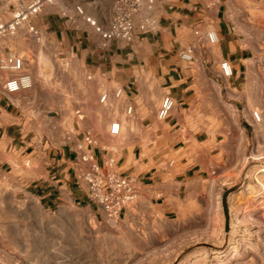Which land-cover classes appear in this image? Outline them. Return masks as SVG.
Wrapping results in <instances>:
<instances>
[{
  "label": "crops",
  "instance_id": "0c3cea01",
  "mask_svg": "<svg viewBox=\"0 0 264 264\" xmlns=\"http://www.w3.org/2000/svg\"><path fill=\"white\" fill-rule=\"evenodd\" d=\"M116 2L54 0L36 16V25L32 21L31 25L40 35L38 42L43 34L50 40L56 61L84 69L102 93L123 89L124 103L132 105L134 112L126 119L125 104H120L119 117L126 121L121 135H109V116L101 122L99 132L93 117L88 118L81 109L65 108L53 114L36 98L26 96L24 92L35 85L33 76L31 89L6 94L4 83L9 75L5 73L6 78L0 73V185L8 187L9 193L36 199L47 210L72 203L105 216L88 197L82 174L89 164L81 160L82 147L97 164L113 160L120 174L134 180L137 197L122 210L119 220L126 219L130 206L136 204L147 207L161 222L178 226L167 233L173 245L184 238L181 228L195 221L199 239L223 241L221 197L226 188L237 184L236 177L245 174L248 155L244 152L251 129L255 155L264 160V0H154L152 8L136 20L139 23L150 17L155 20L154 29L137 32L130 43L119 39L105 42L87 18L108 29ZM210 30L218 33V44L198 42L195 32ZM190 46L194 47V60L186 62L180 55ZM7 49L8 54L20 56ZM225 60L233 66L231 78L221 75ZM210 82L217 87L216 93L220 89L221 102L226 98L239 113L240 124L231 133L199 130L189 117L192 109L205 103V85ZM166 95L174 100V109L169 118L159 121L157 111ZM255 111L261 113V122L254 120ZM257 171L264 173L263 169ZM252 172L255 170L248 169L245 176ZM241 188L247 201L251 189L246 182ZM231 201L229 196V209ZM245 212L237 220L247 218ZM241 243L248 244H233L226 258L216 255L223 251L211 248L189 260L193 264H239L236 258L240 255L262 257L252 245L245 249ZM234 247L238 255L230 259ZM250 260L243 264H253Z\"/></svg>",
  "mask_w": 264,
  "mask_h": 264
},
{
  "label": "rangeland",
  "instance_id": "374dc122",
  "mask_svg": "<svg viewBox=\"0 0 264 264\" xmlns=\"http://www.w3.org/2000/svg\"><path fill=\"white\" fill-rule=\"evenodd\" d=\"M12 4L14 0H0V21L10 19ZM32 22L36 25L37 17ZM5 47L23 56L35 80L33 89L24 92L26 96L36 98L53 114L65 108L81 109L88 118L93 117L95 130L101 131V122L110 117V111L101 106L99 99L102 92L84 69L70 62L56 61L51 54L50 40L43 34L38 42L25 28L15 36L0 39V55L9 53L4 50ZM44 57L51 64L43 65ZM0 73L5 75L1 70ZM218 84L222 87V93L226 94L222 84ZM205 86L206 101L189 112L191 121L199 130L224 135L231 133L232 128L240 124L239 113L228 104L226 98V102H221L218 98L220 89H217L219 94L216 93L217 87L212 82ZM123 124H126L125 120ZM254 135V130H249L250 144L244 152L248 155V161L243 170L246 175L248 169H254L252 173L255 175L249 173L243 180L239 175L235 180L237 184L241 182V187L246 182L251 190L246 195L247 201L243 200L245 195L242 192L245 189L241 187L230 194L231 227L229 232L225 231L223 215L220 234L226 237L225 240L209 242L199 239V227L195 221L190 227L181 228L184 238L173 245L167 233L175 232L178 226L156 219L145 206L139 208L133 204L126 219L113 223L100 212L72 203L47 210L36 199L9 193L8 187L1 183L0 264H193L189 259L198 257L203 249L221 250L223 252L216 255L226 258V251L239 242H248L245 244L248 247L252 245L263 257L259 254L240 255L235 257L239 264L249 259L253 264L259 261L264 264V207L258 204L260 199H264V173L256 172L257 169L264 170V160H259L260 157L255 155ZM259 184L261 190L255 192L254 188ZM242 211L250 216L237 220ZM195 212L198 213V210Z\"/></svg>",
  "mask_w": 264,
  "mask_h": 264
},
{
  "label": "built area",
  "instance_id": "2783aa9c",
  "mask_svg": "<svg viewBox=\"0 0 264 264\" xmlns=\"http://www.w3.org/2000/svg\"><path fill=\"white\" fill-rule=\"evenodd\" d=\"M53 3V0H14L11 17L7 21H0V39L14 36L20 29L26 28L37 40L40 35L37 29L31 25V21L43 9ZM154 0H117L115 10L108 29H102L91 18H87L90 26L94 27L101 38L105 41L114 39L125 42H133L137 32H145L154 29L155 20L150 17L143 18L139 23L137 17L144 11L150 10ZM80 14H83L81 8H77ZM198 42L205 40L211 45L219 42V36L216 31L210 30L204 34L195 32ZM194 47L190 46L181 53V58L186 62L194 60ZM264 51V45H263ZM0 70L8 74L4 83V91L8 95H13L32 88L33 79L29 73L25 59L16 54L0 55ZM221 75L224 78L233 76L232 64L225 60L220 65ZM124 91L121 87L115 88L111 93L103 92L100 95L99 102L103 107L110 111L111 122L109 125V135L117 137L121 135L124 124L117 112H120V104L124 103ZM125 104V103H124ZM174 109V100L166 95L163 97L157 111V119L164 121L171 115ZM133 106L124 105V115L126 119L133 116ZM79 113V112H78ZM80 119L83 115L79 116ZM256 122H261V113L253 112ZM87 142L92 140L87 137ZM81 160L89 164V169L82 174L88 189V197L104 212L106 218L110 221H118L123 209L131 205L137 197V189L132 178L120 174L113 160H108L103 166L94 161L92 153L79 147Z\"/></svg>",
  "mask_w": 264,
  "mask_h": 264
},
{
  "label": "water",
  "instance_id": "95a60500",
  "mask_svg": "<svg viewBox=\"0 0 264 264\" xmlns=\"http://www.w3.org/2000/svg\"><path fill=\"white\" fill-rule=\"evenodd\" d=\"M245 178V174H242L241 179ZM241 187V182L236 185H233L229 188H226L221 197V206L224 215V229L226 232L230 230V211H229V196L235 191H238Z\"/></svg>",
  "mask_w": 264,
  "mask_h": 264
},
{
  "label": "bare ground",
  "instance_id": "6f19581e",
  "mask_svg": "<svg viewBox=\"0 0 264 264\" xmlns=\"http://www.w3.org/2000/svg\"><path fill=\"white\" fill-rule=\"evenodd\" d=\"M42 64L43 65H45V66H47V65H49V64H51L50 63V61L47 59V58H43L42 59ZM43 67V66H42ZM43 69V68H42ZM263 184V183H262ZM261 185V184H260ZM262 187V186H261ZM218 204V203H217ZM261 207H264V199H260V201H259V203H258ZM217 207V206H216ZM218 207H219V205H218ZM218 210V209H217ZM218 212V211H217ZM218 215V214H217ZM246 216H250L249 215V213H246ZM113 223H115L116 221H112ZM244 248L245 249H247L248 248V245L247 244H244ZM238 255V251H237V249L234 247L232 250H231V253H230V259L231 258H235L236 256ZM218 264V263H217ZM219 264H222V263H220L219 262Z\"/></svg>",
  "mask_w": 264,
  "mask_h": 264
}]
</instances>
